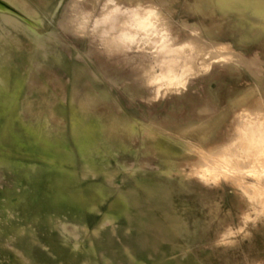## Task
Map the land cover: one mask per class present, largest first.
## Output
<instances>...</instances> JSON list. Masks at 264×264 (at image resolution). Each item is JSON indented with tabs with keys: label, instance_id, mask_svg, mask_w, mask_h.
Returning a JSON list of instances; mask_svg holds the SVG:
<instances>
[{
	"label": "bare ground",
	"instance_id": "obj_1",
	"mask_svg": "<svg viewBox=\"0 0 264 264\" xmlns=\"http://www.w3.org/2000/svg\"><path fill=\"white\" fill-rule=\"evenodd\" d=\"M43 1L47 2L49 0ZM85 1L87 3L84 5ZM46 2L43 6H37L31 0H0V20L2 19L5 24L23 27L24 32L31 37L32 43L36 45L35 48L38 51L46 50L50 52L52 57H56L62 51L46 44V40L51 36H57V32L52 30L49 36L43 35L40 28H43L44 20H48L51 25L55 24L58 27L65 28L64 30L60 28L65 35L84 36L87 42L91 44L89 47L90 52L97 53L108 60V62L104 60L99 64L98 69L100 71H97L98 69L95 71L92 68H80L81 79L87 81V84L91 82V85L87 86V92H89L91 98L95 97L97 99L109 95L104 84L100 93L95 91L92 76L94 75L96 79H100L99 72L102 78L104 76L105 79L115 82L106 73L108 72L107 65L113 61L120 62L123 66L128 67L126 73L131 77L132 82L143 84L145 90L143 96L145 98L150 96L146 94L147 92H155L156 96L163 95V97L164 95L167 97L170 95L173 108L177 107L178 100V108L181 107V100L173 99V97L177 93H183L185 88L199 76H207L219 68L228 70L232 65L239 64L250 69L252 76L257 78L254 84L238 90L233 89L231 86L224 95V102L221 104L218 103V100H221V95L216 90L211 89L214 99L207 98L199 111L200 115L196 113L194 115L195 119H191L189 122L186 119L188 124L184 125L185 128L183 127L180 132H177L178 127L175 128V116L173 118L174 125H170L173 122L161 124L157 121L148 124L135 118L131 124L126 126L125 121L118 118L122 122L118 123L117 120L118 122H115L113 127L109 126V130L106 132L105 128L88 114L86 108L72 106L69 109V120L71 123V137H73L77 149L82 155L81 167L94 170L102 168L107 174H113V172L118 171L120 165H123V167L126 165L129 166L128 170L131 169L132 172L139 173L138 175L142 174V177L136 180L137 186L135 188L122 190L115 184L113 179L107 183L111 190L110 193L117 194V207L120 208L122 204L123 211L121 213L102 212V218L98 225L96 224L97 226L93 228L92 233L94 235L99 234L106 227V220L112 223L118 218V214L126 216L128 220L125 231L131 229L137 223L141 232L140 241L143 247H151L161 255L165 253L160 251L157 245L163 242L169 243L172 256L179 253L176 252L177 249L181 252H188L189 247H194L197 242L212 241L214 238L217 242L225 241L226 245L230 244L236 250L241 238L232 239L228 235L231 233L249 235L250 243L247 245L246 250L242 249L240 257L233 260L225 256V264H262L259 262L258 258L260 256L253 240L256 232L264 234V224L261 227L258 224H250V227H248L249 223L246 222L247 219L254 217L250 213L256 210V198L249 194L250 191L235 189L231 192L233 196L229 199L230 205L228 206L225 200L227 195L225 189L217 191L215 196H210L207 189L201 188L211 184L210 181L205 179L206 174L199 171L206 168L212 171L215 170V172L216 170L221 171L220 169L232 170L230 165H226L227 167L219 164L214 165L213 162L218 160L216 158L226 156L231 151L230 137L235 136L233 131L236 132V137L239 138L247 137L249 133L251 136L259 137L264 134V129L260 128L261 125L258 121L247 120L246 118H249V116L245 114L247 112L253 114V108L249 106L256 100V96L263 97L262 93L264 94L263 83L259 80L261 72L257 70L260 62L256 58L245 57L237 53L233 48L222 49L224 43L218 41L219 38L213 30L205 28L192 30L188 23L175 20L173 14L176 6L170 4V2L168 3V0H67V2L75 3L74 6H67L65 5L67 2L58 0L52 9L47 6ZM212 4H215L218 10L223 12L226 7L231 9L232 5L240 4V6L249 8L248 13L251 12L253 15L258 16L261 22L264 23V0H197L193 10L195 12H211L213 9ZM67 12H69L68 15L65 14ZM187 28L190 29V33L186 35L187 30L185 29ZM81 41L79 38H73L70 43L74 44ZM74 47L78 52L81 50L77 46ZM237 69L239 70V67ZM10 79L14 80L11 82ZM22 88V80L13 78L9 71L0 66V112L6 118V123L0 129V145L12 142L10 141L11 138L17 139L14 131L15 121L25 126L39 140L34 144L32 143L35 145L34 153L43 159L42 169L57 172L54 175L47 176V178H49V183L52 186L59 189L52 198V203L62 205L63 212L61 215H48L42 222L38 220L39 222H36V224L31 223L29 228L31 237L25 235L27 233L26 227H12L13 235H2L0 237V250L6 254L9 248H13L12 251L17 256L18 264H30L24 254L28 257L35 256L34 251L38 249L39 244L32 235L37 231L44 230L48 234L51 232L56 233L55 236L58 241L56 248L64 254L63 261L55 264H97L93 260L97 247L90 230L87 228L88 225H85L84 222L82 224L78 223V221H80L79 217L84 215L86 210L96 209L98 204L103 202L107 196L103 194L99 186H95L96 184L90 186L92 188L90 193H87L78 185H76L77 188H74L75 185L73 187L76 178L64 172V169L70 170L64 165V163L70 164L72 162L70 152L64 151L62 153L59 149L64 146L63 143L61 144L59 141V143H53L47 136L43 126L35 125L22 117L20 113ZM80 100L82 99L80 98ZM257 103L256 106L262 104L260 102L257 105ZM191 112L193 113L192 110ZM151 133L158 138L155 144L148 143L147 139L152 136ZM139 135H141L139 137L141 146L134 147L136 136ZM142 146L144 149H142ZM194 152L197 153L198 158L195 161L187 160V157ZM145 154H152L156 158V162L143 159L142 155ZM113 160H115V166H113ZM263 160H261L262 163ZM247 161L242 162L234 159L231 166L236 168L237 172V169L243 170V173L246 169L252 172L250 170L252 166ZM15 165L10 159L0 157V166H4L8 171L20 170V167ZM255 165L258 166V163ZM25 167L27 168L25 174L27 173L26 176L29 177L33 172L34 165L28 164ZM74 170L78 169L75 168ZM194 172H197V174L195 175ZM232 172L235 173L233 170ZM218 176L220 177V175ZM227 177L228 180H233L228 175ZM138 187L142 189L139 190ZM8 199H10L9 196L6 198V202L9 203ZM23 199V196L18 195L19 201ZM197 204L200 205L201 215L195 212L198 209ZM132 209L135 210L136 215H133L130 211ZM100 211L96 210L97 213ZM8 215H11L9 207H2L0 209V224H6L9 221ZM237 218L238 223L235 221ZM240 221H243V224ZM70 223L75 224L72 226ZM75 229L78 230L79 234L73 233ZM109 229L111 233L117 232L115 224ZM117 237L122 241L121 248H123V252L125 251L135 264H146L143 260H140V262L134 260L133 257L135 256L129 245L122 240L121 235L118 234ZM217 242L215 241V243ZM212 247L218 249L215 245ZM42 249L46 250V247L41 245ZM102 256L104 264H115L111 258L105 255ZM175 264L185 263L177 259Z\"/></svg>",
	"mask_w": 264,
	"mask_h": 264
},
{
	"label": "rangeland",
	"instance_id": "obj_2",
	"mask_svg": "<svg viewBox=\"0 0 264 264\" xmlns=\"http://www.w3.org/2000/svg\"><path fill=\"white\" fill-rule=\"evenodd\" d=\"M31 1L37 6H43L46 2L43 0ZM62 1L67 2V0ZM57 2L58 0H49L46 3L47 6L52 9V7ZM169 2L170 4L172 3L174 6H176L173 14L175 20L188 23L190 29L192 30L197 28L213 30L219 38L218 41L224 43L222 49L230 47L233 48L237 53H240L245 57L256 58L260 62V65L257 68V70L261 72L259 80L262 81L264 86V23L261 22V19L258 16L253 15V13L251 12L249 14V8L247 9L242 5L240 6V4H234L232 5L233 7H231V9H227L226 7V12H223L218 10L215 4H212L213 9L211 12H195L193 9L197 4V0H168V3ZM86 3L87 1H85L83 4L85 5ZM65 5L74 6L75 3L67 2ZM243 9L245 10L243 11ZM65 14L68 15L69 12ZM0 21V66L3 67L6 71H9L12 74L13 78H19L23 82V88L20 93V113L22 114V117L28 122L30 121L35 125L43 126L45 132H47V136L53 143H63V149H59L62 153L64 151L70 152L72 162L70 164L64 163V165H66V167L71 171L64 169V172L76 178V181H74L73 183V187L75 185L74 188H77L79 186L82 187L87 193H90L92 191V188L90 186L96 184L95 186H99L103 194L107 196L103 202H100L98 204L96 209L88 211L86 210L84 215L79 217L80 221H78V223L82 224L84 222L85 225H88L87 228L90 230V234L94 239L97 247L96 255L93 257V260L96 261L97 264H104L102 255L111 258L115 264H135V262H133V260H131V258L127 256V253L125 251L123 252V248H121L122 241L117 237L118 234L121 235L122 240H124L126 244L129 245L130 249L134 253L135 257H133V259L137 262L143 260L146 262V264H175L177 259L182 260V262H184L185 264H200L201 262L203 264H225V256H228L232 260L234 258L240 257L241 250H246L247 245L250 243V236L242 234L237 235V233H231L228 235V237L232 239L236 237L241 238V240L239 241V246L236 250H234V248L231 247L230 244L226 245L225 241L217 242L216 238H214L212 241L204 240L201 241V243L197 242L196 245L198 246L195 245L194 247H189L190 250L188 249V252H181L177 249L176 252H179L181 254L175 253L172 256L169 243L163 242L157 245V248H159L160 251H164L165 253L164 255H161L159 252L156 253L151 247H143L140 241L141 232L137 223H135L131 229L125 231L126 227L128 226V220L126 216L119 214L117 215L118 218L115 219L112 223H110L109 220L105 219L106 227L102 229L99 234L94 235L92 233L93 228L98 225L100 219L102 218V212L105 213L111 211L114 213H121V211H123L122 204L120 208L117 207V194L110 193L111 190L107 183L113 179L115 181V184L122 190L135 188L137 186L136 180L140 179V177H142V174L138 175L139 173H134L131 171V169L128 170L127 168L129 166L126 165L125 167H123V165H120L118 167V171L115 173L113 172V174H107V172H105L102 168H99V170H94L84 169L83 167H81L82 155L79 153L73 137H71L72 132L71 123L69 120V109L72 106L86 108L88 114L103 128H105L106 132H108L110 127H113V124H115V122H122L121 120L125 121L124 124L126 126L131 124L132 120L135 118L140 122L148 124L154 123L156 121L163 124L173 122L174 116L176 124L175 128L178 127L177 132H180L183 130V127L185 128V126L191 119H195L194 115H196V113L199 114V111L207 101V98H213L211 89L216 90L217 93L221 95V100H218V103L221 104L224 102V95L227 93L228 88H230L231 86L233 89L238 90L246 88L250 86V84H254L257 78L252 76L253 74L250 73L251 71L247 66L242 64L232 65V67L228 70L219 68L215 69V72L210 73L207 76H199L185 88L183 93H177V95L173 97V99L175 98L177 100H181V107L178 108V100L177 107L173 108L171 103L172 98L170 95H168V97L164 95L163 97V95L156 96L155 92H147L146 94H149L150 96L145 98V96H143V93H145L143 84L141 82H132L131 77L126 73L128 67L123 66L122 64H120V62L113 61L109 62V65H107L108 72L106 73H108V76L115 82H111L105 79L104 76L102 78L99 72L98 74L100 79H96L94 75L92 76V79L94 81L93 87L95 88V91L100 93L102 91L101 87L104 84L107 90L106 92L109 93V95H104L96 99L95 97L91 98V95L89 94V92H87V86L91 85V82L90 84H87V81H83L81 79L82 76L80 73V68H92L96 71L102 61L106 60L108 62V60L102 56H99L97 53L90 52L89 47L91 46V44L87 42V39L84 36H77L73 34L65 35L64 33H62V30H64L65 28L63 29L62 27H58V25L55 24L51 25L48 20H44L43 28H40V31L43 35L49 36L52 30H55L57 32V36L49 37V39L46 40V44L48 46L59 48L62 51L56 57H52L50 52L46 50L38 51L35 48L36 45L32 43L30 39L31 37L26 32H24L25 29L23 27L17 25L12 26V24L7 23L5 24L2 19ZM190 29H185L187 30L185 32L186 35L190 33ZM70 38H79L82 41L72 44L70 43ZM74 46H77L81 50H79V52L76 51V48ZM72 47L73 49H71ZM68 50L70 51L67 52ZM92 63L95 65H93ZM238 67L239 70L237 69ZM97 71H100V69H98ZM10 80L12 82L14 79ZM247 82L249 83L247 84ZM22 94H24V97L22 96ZM259 96H256V100H254L253 104L249 106L250 108H253V114L250 112H247L245 114L249 116V118H246L247 120L250 119L253 121H258V123L261 125L260 128L264 129V94L262 93L263 97ZM80 98L82 100H80ZM65 102L68 103L66 104ZM260 102L262 104H259ZM256 103L257 105L259 104V107L256 106ZM118 106H120L121 108H119ZM256 107H258V109H256ZM191 110L193 111V113L191 112ZM125 116L128 118H126ZM118 118H120L121 120ZM186 119L188 120V122ZM5 120V116L1 115L0 112V129L6 123ZM172 124L174 125V122L170 123V125ZM14 125V131L17 135V139L11 138L10 141L12 142L0 145V157L10 159L14 162V164H16V167H20V170L16 169L15 171H8L4 166H0V209L4 206H8L11 210V215H8L9 221L6 224H0V231L5 230L0 233V237L2 235H13L12 227L14 226H21L24 228L26 227L25 229L27 230V233L25 235L31 237V234L29 232L31 223L36 224V222H42L48 215H61L63 210L62 205L52 203V198L56 195L59 189L56 186H52L49 183V178H47V176L54 175L57 172L42 169L43 159H41V156L34 153L35 145L33 144L39 140L19 122L15 121ZM179 126H181L180 129ZM233 134L235 136L230 137L231 151L226 154V156L224 155L221 158H216L218 159V162L215 160L213 164L224 166L230 165L232 170L235 172L236 168L231 166L233 165L231 163L232 161H234V159L240 160L242 162L248 160L247 162L252 166V168L250 169L252 172H249V170L247 171L246 169L243 173V170L241 171L240 169H237L238 172L236 171L235 173H233L231 169L226 170L227 172L225 171V169H220L221 171L216 170V174L215 170L212 171L208 170L207 168L204 170L200 169L199 171L206 174L205 179L207 181H210L211 184L208 186H203L201 188L207 189L210 196H215L217 191H222L223 189H225L227 191L225 200L226 205L228 206L230 205L229 199H231L233 196V193L231 192H233L235 189L250 191L251 193L249 194L256 198L257 203L256 210L250 213L254 217L251 219H247L246 222L249 223L248 227H250V224H258L261 227L264 224V134L260 135L259 137L251 136V134L249 133L248 136L244 138L236 137L237 134L234 131ZM141 135L136 136L134 147L141 146V142L139 139ZM151 135L152 136L148 137L147 139L148 143L155 144L158 138L155 134L151 133ZM236 140L238 142L240 141L242 144L239 142V145ZM233 141H235L236 143H234ZM142 149H144L143 146ZM194 153L188 156L187 160L195 161L198 156L197 153ZM232 156L234 157L232 158ZM142 157L146 160L149 159V161L151 162H156V158L153 157L152 154H145L142 155ZM261 160H263V163ZM112 163L114 164L113 166L116 165L115 160H113ZM257 163L258 166L255 165ZM28 164L34 165L32 169L33 172L29 175V177L26 176L27 173L25 174V172L27 171V168L25 166ZM73 168H76L78 170H74ZM194 173L195 175L197 174V172ZM218 175H220V177ZM227 175L233 180L229 179V181ZM232 175H235L236 178ZM76 185L78 186L76 187ZM138 189L141 190L142 188L138 187ZM18 195L23 196L24 199L22 201H19ZM8 196L10 197V199H8L9 203L6 202V198ZM197 208L198 209H196L195 212L201 215L202 211L200 209V205L197 204ZM96 210L101 211L97 213ZM130 211L133 213V215H136L135 210L132 209ZM235 221L238 223V218L235 219ZM240 222L241 224H243V221ZM70 224L73 226V224L75 223ZM113 224L117 226L116 233H111V231H109V228H111ZM231 227L236 228L235 226ZM42 231H37V233H34L32 235V237L36 239L38 244L40 245H38V249L34 251L35 256L31 255L32 257H28L26 254H24L25 257L29 260L30 264H55L57 262L60 263V261H63L64 259V254L56 248V246H58L56 245L58 244L57 238L55 236L56 233L51 232L50 234H48L44 232V230ZM124 232H126V234H124ZM73 233L79 234L78 230L76 229ZM215 241L217 243H215ZM253 242L255 243L258 254L260 256L258 258L259 262L264 264V234L261 232H256ZM41 245L43 247H46L48 254H46L47 252L45 249L41 250ZM213 245H215L218 249L212 247ZM12 249L13 248H9L8 251H6V254H4L2 250H0V264H18L17 256L12 251ZM49 251H51L53 255H49V253H51Z\"/></svg>",
	"mask_w": 264,
	"mask_h": 264
}]
</instances>
